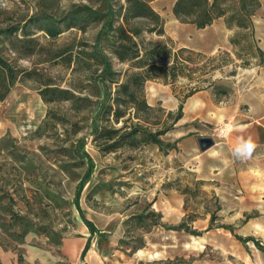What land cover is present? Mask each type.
Here are the masks:
<instances>
[{
  "label": "rangeland",
  "instance_id": "rangeland-1",
  "mask_svg": "<svg viewBox=\"0 0 264 264\" xmlns=\"http://www.w3.org/2000/svg\"><path fill=\"white\" fill-rule=\"evenodd\" d=\"M174 1L150 0L161 33L130 20L137 40L182 62L143 83L140 122L160 143L136 133L103 150L97 125L138 119L129 106L118 122L98 112L101 54L114 79L130 67L112 31L99 35L126 0H0L11 28L0 31L11 69L0 83V264H264V146L232 155L264 115V0H220L225 13L203 27L176 17ZM155 60L165 68L172 55ZM199 137L213 143L201 149ZM81 215L98 227L84 251Z\"/></svg>",
  "mask_w": 264,
  "mask_h": 264
},
{
  "label": "trees",
  "instance_id": "trees-1",
  "mask_svg": "<svg viewBox=\"0 0 264 264\" xmlns=\"http://www.w3.org/2000/svg\"><path fill=\"white\" fill-rule=\"evenodd\" d=\"M242 7L239 8V11ZM107 18L105 19L100 31V36L103 33L112 31V47L113 52L117 55L121 61L130 60V67L134 70L129 71L127 68L123 75V80L119 81L112 77L115 73L111 69L110 62L104 60L105 54H101V62L103 67L101 68L98 76L104 87V96L102 98L99 111L106 109L110 112L111 120L118 122L120 117L124 115V107H132L133 117L138 119L135 122H131L129 129H123L126 124L122 126H110L106 125L95 128L96 137L100 139L102 149L108 150L114 147L117 142L125 137H132L136 133H141L147 140L160 143L158 134L159 130L152 131L140 122L142 119V113L150 109L143 96V83L148 78L161 76L167 77L166 72L169 69L175 71L177 65H181L182 62L178 61L177 54L172 53L171 49L161 42L148 41L143 44L142 39L137 40L136 36H140L141 26L133 25L130 23L132 18L140 19L146 22V28L149 31L161 33L163 31V18L150 4V0H126L125 5L118 7V12L121 17V21L113 26L112 21L114 18V10L109 8ZM174 15L180 19L190 18L197 27H203L209 24L215 17L223 15L226 9L223 7V2L220 0H175L172 6ZM237 23L242 25L247 16L244 11L235 18ZM10 27H1L0 31H8ZM182 50V48L180 49ZM172 55V63L168 64L165 68L156 62V58ZM11 69L6 62L0 57V83L7 84L10 81ZM107 79L116 83V88L113 93L108 90ZM2 96V93L0 94ZM108 101H111L110 103ZM101 109V110H100ZM180 109L176 114V118L180 117ZM132 118V117H131ZM127 117L124 119H131ZM144 119V118H143ZM123 129V130H122ZM117 136L115 137L114 135ZM115 137V138H114ZM78 206V204H77ZM79 207V206H78ZM87 226L93 230V225L90 220L84 218ZM86 243L83 251L87 248Z\"/></svg>",
  "mask_w": 264,
  "mask_h": 264
},
{
  "label": "crops",
  "instance_id": "crops-1",
  "mask_svg": "<svg viewBox=\"0 0 264 264\" xmlns=\"http://www.w3.org/2000/svg\"><path fill=\"white\" fill-rule=\"evenodd\" d=\"M260 119H261V122H258V124H257V122H254V120H256V119L249 122L251 124V127H249V129L247 130L246 135H247V137L252 136L257 145L261 144L262 146H264V115H262L260 117ZM80 214H81V211H80ZM81 216H82L83 220H84V218L90 220L92 225H93V230H91L87 226V224L85 223L86 228L88 229L87 233L89 234V236H88L87 240L85 241L84 245H86V243H88V245H89L90 238L93 234H95L98 231V227L96 226V224L93 222V220L91 218L85 217L83 215H81Z\"/></svg>",
  "mask_w": 264,
  "mask_h": 264
},
{
  "label": "clouds",
  "instance_id": "clouds-1",
  "mask_svg": "<svg viewBox=\"0 0 264 264\" xmlns=\"http://www.w3.org/2000/svg\"><path fill=\"white\" fill-rule=\"evenodd\" d=\"M257 144L252 136L239 137L236 145L232 148V155L241 161L251 159Z\"/></svg>",
  "mask_w": 264,
  "mask_h": 264
},
{
  "label": "water",
  "instance_id": "water-1",
  "mask_svg": "<svg viewBox=\"0 0 264 264\" xmlns=\"http://www.w3.org/2000/svg\"><path fill=\"white\" fill-rule=\"evenodd\" d=\"M198 143L201 149H205L213 143V139L210 137H199Z\"/></svg>",
  "mask_w": 264,
  "mask_h": 264
}]
</instances>
